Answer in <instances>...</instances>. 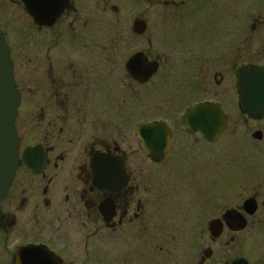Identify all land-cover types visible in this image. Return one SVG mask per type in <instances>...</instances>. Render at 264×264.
<instances>
[{
  "label": "flooded vegetation",
  "instance_id": "af4514ba",
  "mask_svg": "<svg viewBox=\"0 0 264 264\" xmlns=\"http://www.w3.org/2000/svg\"><path fill=\"white\" fill-rule=\"evenodd\" d=\"M86 1L68 0L54 21L40 24L22 0H0V31L20 92L18 166L0 201V264H229L235 258L262 259L264 117L248 112L239 85L240 72L255 64H236L235 83L224 85L229 59L220 54L218 63L213 62L211 43L219 39L211 36L206 21L215 13L210 6L190 5L198 0H138L143 15L158 6L169 19L185 17L182 24L203 18L200 25L172 31L179 43L173 55L175 76L179 86L188 78L193 93L210 94L216 88L224 97L196 100L180 116L179 139L207 150L177 149L165 118H134L136 98L157 90L171 74V67L162 70L166 50L153 55L149 24L136 16L128 32L144 47L117 66L116 53L108 52L115 40L108 44V39L91 35L98 26L84 18ZM23 9L28 27L18 14ZM135 55L134 73L129 64ZM206 102L218 104L226 116V128L215 141L201 131L181 129L184 114ZM143 112L149 114V104ZM151 124L166 131L162 149L151 148L148 136L140 135ZM224 137L239 140L242 147L236 154L240 170L232 174L228 142L221 153L224 165L213 167L220 165V155L214 158L210 149ZM231 177L241 186L232 198Z\"/></svg>",
  "mask_w": 264,
  "mask_h": 264
},
{
  "label": "rangeland",
  "instance_id": "374dc122",
  "mask_svg": "<svg viewBox=\"0 0 264 264\" xmlns=\"http://www.w3.org/2000/svg\"><path fill=\"white\" fill-rule=\"evenodd\" d=\"M197 4L199 6H210L208 10L215 11L211 12L214 15L212 18L209 17L206 21L212 27V37L219 39L212 41V47H214L213 62L220 60V54H225V59H229L228 66L225 71L224 85H233L235 83L234 68L236 64L243 62L252 63L255 65H264V0H198L190 2ZM220 15L218 16L217 11ZM143 4L138 0H87L83 4L84 18L91 20L92 26H98L96 31L93 32L92 36H97L101 41H108L106 43L110 44V39L115 40V46L111 47L108 52L116 53L113 57V61L117 63V66L125 60L129 55L133 54L137 50H141L144 45L142 41L132 38L128 32V24L130 21L139 16L140 18H145L149 24L151 30L150 38L154 42V52H160L166 50L163 69L164 72L171 67V74L168 79L160 84L161 86L157 90H153L150 93L142 96L141 98H136L134 101L135 108V119L145 118L146 120H151L153 118H165L173 129L175 138L177 140V149L181 150H198L202 151L204 148L195 147L190 144L188 139L181 138V132L179 129L180 116L183 114L185 107L191 105L194 101H198L205 98H212L218 100H224L222 92L214 88L213 92L210 94L205 93H193L189 87V79L187 78L186 84L179 86L178 77L176 75V63L173 62L174 52L177 51L178 41L174 40V35L172 31L178 32L181 30V25L184 28L189 26L200 25V21H203L202 17L188 18L182 24V19H169L161 12V8L151 7L148 14L143 15ZM223 12V13H222ZM210 12H203L200 15H207ZM21 18L22 25L28 27L29 20L26 12L20 10L18 12ZM217 14V15H216ZM101 22V24H97ZM99 25L102 27H99ZM190 29V28H188ZM28 30V28H27ZM94 31V30H93ZM179 33V32H178ZM221 39H224L223 44ZM166 42V46L163 42ZM219 43V44H218ZM22 51H25V46H23ZM223 56V55H222ZM218 63V62H215ZM214 68L221 69L217 64ZM170 72V71H169ZM216 80L214 77V85ZM182 87V91L181 88ZM191 91V92H190ZM149 104L150 112L148 115L143 114L145 105ZM227 111L232 112L230 108L227 107ZM138 110V111H136ZM178 135V136H177ZM229 143L230 158H229V171L235 173L240 170V161H238L237 155H239V140H234L233 142L228 141L225 137L219 141V144L214 145L210 149L214 154L220 155L216 160H219L218 166H214L217 170L221 168V164L224 165L225 158L221 156L223 150L225 149V143ZM134 149L137 148L136 141L133 143ZM204 150H207L206 148ZM181 154V153H178ZM224 154V153H223ZM237 154V155H236ZM177 155V154H176ZM191 155V152L188 153ZM214 160V161H216ZM222 162V163H221ZM230 174V175H231ZM241 181V179L239 180ZM229 195L230 198L235 194L237 195L241 191V186L233 183L232 177L229 178Z\"/></svg>",
  "mask_w": 264,
  "mask_h": 264
},
{
  "label": "water",
  "instance_id": "95a60500",
  "mask_svg": "<svg viewBox=\"0 0 264 264\" xmlns=\"http://www.w3.org/2000/svg\"><path fill=\"white\" fill-rule=\"evenodd\" d=\"M22 1L30 15L34 16L40 24L54 21L68 2V0ZM137 58L138 56L135 55L129 64L134 73L137 71L135 67ZM154 70H151V73ZM239 85L242 102L248 112L251 115L261 112L264 117V66L254 65L249 70H242L239 76ZM19 105L20 92L13 77L10 49L0 31V201L7 195L18 166L20 139L17 135L15 122ZM226 125V116L221 107L210 102L189 109L181 121L182 130L188 133L201 131L210 141L218 139ZM139 132L141 136L143 134L148 136L151 148L162 149L164 147L165 143L162 145V138L166 131L163 125H145ZM29 150L31 149L25 151V156ZM229 264H264V257L253 262L235 258Z\"/></svg>",
  "mask_w": 264,
  "mask_h": 264
}]
</instances>
